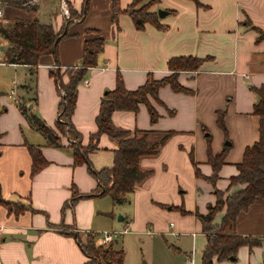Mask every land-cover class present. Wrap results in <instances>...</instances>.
Segmentation results:
<instances>
[{
  "label": "crops",
  "instance_id": "obj_1",
  "mask_svg": "<svg viewBox=\"0 0 264 264\" xmlns=\"http://www.w3.org/2000/svg\"><path fill=\"white\" fill-rule=\"evenodd\" d=\"M62 2L80 14L84 0H24L18 7L0 1V23L36 20L65 33L55 44V56H41L35 67L9 64L7 45L0 39V191L4 201L25 207L16 213L0 206V264H84L88 259L76 237L123 229H127L123 235L132 234L142 243L156 234L164 243V237H171L167 247L182 256L181 264H200L206 238L193 214H205L216 198L212 186L196 177L195 170L211 176L208 147L212 154L224 151L216 188L225 195L241 188L230 186V178L237 175L244 150L258 139L252 89L264 92V40L256 42L257 33L245 21L264 31V0H199V5L158 0L150 11H167L165 17L157 16L162 28L147 23L141 30L127 14L113 23L109 0H89L81 18L66 23ZM130 2L120 0V8ZM96 38L103 40V49L77 86L70 119L81 146L90 142L97 146L88 154L91 167L96 171L111 167L119 141L136 131H146L148 143L173 131L156 155L140 158V169L151 174L135 185L122 205L100 195L97 180L85 163H74L72 142L56 128L60 94L51 73L79 66L83 42ZM179 56L206 59L198 70L179 73L177 81L189 93L161 87L157 98H148L157 115L154 122L147 106L138 103L136 111L111 114L110 128L121 136L101 134L91 141L101 98L115 88L117 75L132 91L148 75L155 80L168 76V59ZM220 111L224 130L217 124ZM27 114L49 127L59 146L49 144ZM30 146L38 148L46 161L34 175ZM73 191L77 196L71 203ZM181 208L188 213L181 214ZM223 213L214 216L215 225ZM235 233L260 239V244L241 246L234 261L213 264H264V201L237 215ZM114 245L119 246V239Z\"/></svg>",
  "mask_w": 264,
  "mask_h": 264
},
{
  "label": "trees",
  "instance_id": "obj_2",
  "mask_svg": "<svg viewBox=\"0 0 264 264\" xmlns=\"http://www.w3.org/2000/svg\"><path fill=\"white\" fill-rule=\"evenodd\" d=\"M0 1L2 5L14 7H18L22 3L19 0ZM190 1L196 5L200 4L199 0ZM88 2L89 0H84L80 14L69 8L70 14L65 22L69 23L74 18H81L82 13L87 11ZM109 2L113 23H116L120 14H127L138 30L143 29L147 23L162 28L158 24L157 14L150 11V7L157 4L158 0L147 2L131 0L125 9L120 8V0H109ZM245 26L257 33L256 42L264 40V31L253 27L249 21H245ZM64 36L65 33L62 30L57 32L51 24H40L36 20L15 19L11 23H0V39L7 45L5 52L9 64L35 67L41 56L47 54L55 56L54 43ZM103 44L104 42L100 38L84 41L79 66L67 67L62 73L57 68L55 72L51 73L60 94L56 128L62 136L72 142L70 147L73 149L74 163H85L89 173L97 180V189L100 191V195L108 196L116 205H122L128 202L126 196L134 189L135 185L141 183L151 174V171L140 169V158L156 155L173 131H166L153 143H148L146 131H136L131 138L119 141L118 148L113 151L111 167L97 171L91 167L88 154L97 146L95 142H90L85 147L81 146L80 138L70 119L75 106L77 86L84 78L88 68L96 65L97 56L102 52ZM204 60L206 59L191 56L172 57L167 61V69L170 72L168 76L155 80L151 75H148L144 84L132 91L125 89L120 75H117L115 88L106 91L101 98L99 112L96 116L97 131L91 137V141L97 139L101 134L121 136L122 133L115 132L110 128L111 114L114 111H136L138 103H144L147 106L151 121L154 122L157 115L150 106L148 98H157L158 90L164 86H169L173 92L189 93L188 89L178 83L177 77L180 72L198 70ZM252 90L256 95L252 113L258 117V139L244 150L241 161L236 165L237 175L230 178V186L238 185L241 188L228 195L216 188L218 172L225 160L224 151L212 154L208 147L207 161L212 169L211 176L203 177L197 169L195 170L196 177L203 178L212 186L216 198L214 205H208L205 214L198 212L193 214L201 224L202 233L206 238V244L200 256V264H213L214 261L228 260L229 257H233L235 260L239 247L252 248L260 244V239L240 236L235 233L237 215L246 211L257 201H264V92L262 89L253 88ZM18 106L20 111L26 115V110L20 104ZM223 115L224 111L217 113V124L224 130ZM27 118L45 136L49 144L59 146V139L53 136L49 127L34 115L27 114ZM29 151L32 159L31 175H34L46 164V161L38 148L30 146ZM92 194L80 195L77 198H86ZM76 196L77 193L73 191L71 203L76 200ZM0 206H5L16 213L25 210V207L16 203L13 206L4 201L1 191ZM179 211L181 214L188 213L182 208ZM221 211H224L221 222L215 225L213 223L214 216ZM85 236L86 244L84 245L76 237L77 244L88 259L84 264H123L124 253L121 248L115 247L114 241L108 246L95 247V235L87 233Z\"/></svg>",
  "mask_w": 264,
  "mask_h": 264
},
{
  "label": "rangeland",
  "instance_id": "obj_3",
  "mask_svg": "<svg viewBox=\"0 0 264 264\" xmlns=\"http://www.w3.org/2000/svg\"><path fill=\"white\" fill-rule=\"evenodd\" d=\"M19 1L23 2L24 0ZM69 14L68 8V15H64L68 18ZM164 238L166 241L165 243L162 236L156 234L153 236L152 241L149 240L142 243L132 234L118 235V247L121 248L124 253L123 264H181L183 261L182 256L175 253L172 247H167L168 242H173L172 238L167 236ZM80 241L83 245L86 244V236H82ZM111 243L112 242L105 246H108ZM173 245L175 246L176 243H173ZM94 246L104 247L97 245L95 243V238Z\"/></svg>",
  "mask_w": 264,
  "mask_h": 264
},
{
  "label": "built area",
  "instance_id": "obj_4",
  "mask_svg": "<svg viewBox=\"0 0 264 264\" xmlns=\"http://www.w3.org/2000/svg\"><path fill=\"white\" fill-rule=\"evenodd\" d=\"M62 12L65 15H68V9L66 8V5L64 2H62ZM2 227L0 226V231H1ZM127 233V229H123V230H112V231H102L100 233H97L95 235V243L99 246H105L108 243L114 241L115 239H117L118 235H123ZM174 234V233H172Z\"/></svg>",
  "mask_w": 264,
  "mask_h": 264
},
{
  "label": "water",
  "instance_id": "obj_5",
  "mask_svg": "<svg viewBox=\"0 0 264 264\" xmlns=\"http://www.w3.org/2000/svg\"><path fill=\"white\" fill-rule=\"evenodd\" d=\"M166 15H167V11H164V10H162V9L157 10V16H158L159 18H163V17H165ZM56 42H57V41H55L54 46H55ZM2 50H3V47L0 46V51H2ZM117 219H118V220H121V216L118 215ZM228 260H229V261H234V258H233V257H229Z\"/></svg>",
  "mask_w": 264,
  "mask_h": 264
}]
</instances>
